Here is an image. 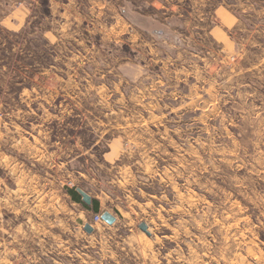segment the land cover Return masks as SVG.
<instances>
[{"label": "rangeland", "instance_id": "1", "mask_svg": "<svg viewBox=\"0 0 264 264\" xmlns=\"http://www.w3.org/2000/svg\"><path fill=\"white\" fill-rule=\"evenodd\" d=\"M98 1L0 0V264H264V0Z\"/></svg>", "mask_w": 264, "mask_h": 264}, {"label": "crops", "instance_id": "2", "mask_svg": "<svg viewBox=\"0 0 264 264\" xmlns=\"http://www.w3.org/2000/svg\"><path fill=\"white\" fill-rule=\"evenodd\" d=\"M46 2H48V0H46ZM59 3H61V8H58L57 9V12H53L52 13V10H54V9H52V7H53V4L55 5V6H57V5H59ZM98 3H102L101 2V0H99L98 1ZM69 4V0H49V3H48V8H49V6H50V10H47V12L46 13H44V15L46 16H49L50 15V13L51 14H54V15H58V16H60V17H63V18H65V19H68V17H70V16H72V14H73V18L76 20H78V23H82L83 22V19H84V16H83V10H82V8L80 9V6H81V2H80V0H78V2L76 3V7H75V12H73L72 14H71V11H70V9H69V7H67V5ZM86 28H87V25H86ZM82 29H83V27H82ZM211 31V30H210Z\"/></svg>", "mask_w": 264, "mask_h": 264}, {"label": "water", "instance_id": "3", "mask_svg": "<svg viewBox=\"0 0 264 264\" xmlns=\"http://www.w3.org/2000/svg\"><path fill=\"white\" fill-rule=\"evenodd\" d=\"M75 189L80 194L81 199L85 203L90 204V202H91V196H90V194L88 192H86L85 190H83L81 187H78L77 186ZM101 218L103 220H105L107 223H112L115 220L114 215L112 213H110L109 211H107V210H104V211L101 212ZM138 226L143 231H145V232L148 233L147 224L144 221L140 222L138 224ZM83 229L85 231H87V232H91L92 229H93V227H92V225L89 222H86V223L83 224Z\"/></svg>", "mask_w": 264, "mask_h": 264}, {"label": "trees", "instance_id": "4", "mask_svg": "<svg viewBox=\"0 0 264 264\" xmlns=\"http://www.w3.org/2000/svg\"><path fill=\"white\" fill-rule=\"evenodd\" d=\"M76 187H69L67 188V192L70 194L72 199L76 201H80V197L78 196V192L75 189ZM85 207L91 208L93 211H99V202L96 198H91L90 205L84 204Z\"/></svg>", "mask_w": 264, "mask_h": 264}, {"label": "built area", "instance_id": "5", "mask_svg": "<svg viewBox=\"0 0 264 264\" xmlns=\"http://www.w3.org/2000/svg\"><path fill=\"white\" fill-rule=\"evenodd\" d=\"M93 220L96 222V221H99V220H102L101 218V213L100 212H94L93 213Z\"/></svg>", "mask_w": 264, "mask_h": 264}]
</instances>
